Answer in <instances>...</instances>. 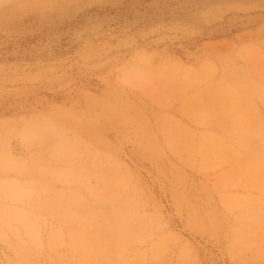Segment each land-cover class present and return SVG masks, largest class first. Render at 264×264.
Here are the masks:
<instances>
[{
  "label": "rangeland",
  "instance_id": "1",
  "mask_svg": "<svg viewBox=\"0 0 264 264\" xmlns=\"http://www.w3.org/2000/svg\"><path fill=\"white\" fill-rule=\"evenodd\" d=\"M8 146L0 264H264V0H0Z\"/></svg>",
  "mask_w": 264,
  "mask_h": 264
},
{
  "label": "bare ground",
  "instance_id": "2",
  "mask_svg": "<svg viewBox=\"0 0 264 264\" xmlns=\"http://www.w3.org/2000/svg\"><path fill=\"white\" fill-rule=\"evenodd\" d=\"M144 75H136L135 77L137 79H142ZM226 89H224L225 91ZM41 132L40 129H38L37 127L33 126V125H26L23 127L22 132H21V139L27 144V145H31L32 143H34V140L37 139L38 141L41 140L40 137H44V133H39ZM62 147V148H61ZM66 151L67 148L62 145L60 146V149L54 151V154L57 153H63V151ZM69 150H67L66 152H68ZM16 154H13L10 150V147L8 146V151L6 152V154H1L0 155V163L2 164L3 167L5 168H13V167H19L21 166L20 164H18L16 162ZM8 192H10L11 194H15L12 193L9 189H7ZM123 221L122 220H116L113 222L112 224V228H110L109 231L105 230V229H95L94 232H90L88 236V247L89 250L95 251L96 248L98 250H100L101 254L103 255L105 252V246L103 242H100L101 239L103 237L105 238H115V239H111L110 241H112V243H114L117 246H124L126 244V242L128 241V239H130L131 234L129 233V237L127 233H124L120 227V225H122ZM30 223L28 222V225ZM29 228H31L29 226ZM33 234V238L34 240L37 239V227L33 224L32 225V232ZM72 236L73 238L77 239V234L76 232H72ZM87 247V246H86Z\"/></svg>",
  "mask_w": 264,
  "mask_h": 264
}]
</instances>
